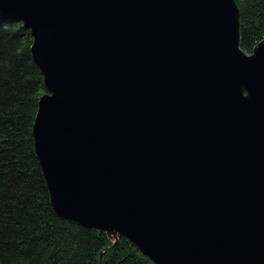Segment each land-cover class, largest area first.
<instances>
[{"label":"water","instance_id":"95a60500","mask_svg":"<svg viewBox=\"0 0 264 264\" xmlns=\"http://www.w3.org/2000/svg\"><path fill=\"white\" fill-rule=\"evenodd\" d=\"M44 78L55 213L154 264H264V39L236 0H0Z\"/></svg>","mask_w":264,"mask_h":264},{"label":"trees","instance_id":"16d2710c","mask_svg":"<svg viewBox=\"0 0 264 264\" xmlns=\"http://www.w3.org/2000/svg\"><path fill=\"white\" fill-rule=\"evenodd\" d=\"M241 48L264 39V0H236ZM22 23L0 18V264H154L126 239L59 217L36 155L33 127L44 78Z\"/></svg>","mask_w":264,"mask_h":264}]
</instances>
